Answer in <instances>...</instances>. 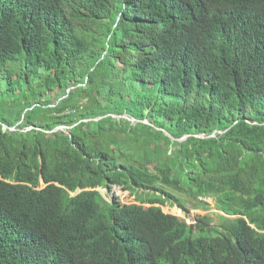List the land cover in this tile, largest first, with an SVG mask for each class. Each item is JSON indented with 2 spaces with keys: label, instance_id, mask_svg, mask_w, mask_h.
<instances>
[{
  "label": "trees",
  "instance_id": "trees-1",
  "mask_svg": "<svg viewBox=\"0 0 264 264\" xmlns=\"http://www.w3.org/2000/svg\"><path fill=\"white\" fill-rule=\"evenodd\" d=\"M0 264H264V0H0Z\"/></svg>",
  "mask_w": 264,
  "mask_h": 264
},
{
  "label": "rangeland",
  "instance_id": "rangeland-1",
  "mask_svg": "<svg viewBox=\"0 0 264 264\" xmlns=\"http://www.w3.org/2000/svg\"><path fill=\"white\" fill-rule=\"evenodd\" d=\"M101 195L107 200H110L112 196H116L122 204L136 203L133 196L130 195L128 191L122 190L120 187H113L111 191L107 192L101 191ZM206 200L210 204V208L208 210L191 209L188 212H183L175 206H161V209L165 213L183 218L187 224L195 222L197 216H203L205 214H208L214 221H217L218 214L222 213L214 207V202L211 198H206Z\"/></svg>",
  "mask_w": 264,
  "mask_h": 264
},
{
  "label": "water",
  "instance_id": "water-1",
  "mask_svg": "<svg viewBox=\"0 0 264 264\" xmlns=\"http://www.w3.org/2000/svg\"><path fill=\"white\" fill-rule=\"evenodd\" d=\"M4 127H6V126H4ZM10 129H12V128H10ZM41 182L43 183L42 180H41ZM98 190H99L100 192H101V191H106V189H98ZM78 191H79V189H76L74 193H77Z\"/></svg>",
  "mask_w": 264,
  "mask_h": 264
},
{
  "label": "clouds",
  "instance_id": "clouds-1",
  "mask_svg": "<svg viewBox=\"0 0 264 264\" xmlns=\"http://www.w3.org/2000/svg\"><path fill=\"white\" fill-rule=\"evenodd\" d=\"M199 199H204V198H200V197H199Z\"/></svg>",
  "mask_w": 264,
  "mask_h": 264
}]
</instances>
